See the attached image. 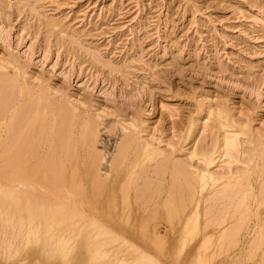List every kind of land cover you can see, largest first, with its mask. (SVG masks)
<instances>
[{
	"label": "rangeland",
	"instance_id": "1",
	"mask_svg": "<svg viewBox=\"0 0 264 264\" xmlns=\"http://www.w3.org/2000/svg\"><path fill=\"white\" fill-rule=\"evenodd\" d=\"M34 112L55 121L59 146L75 113L99 125L100 159L127 143L134 163L147 149L158 156L112 186L120 229L105 233L102 218L20 232L16 185L0 168V264H264V0H0L2 157L16 114ZM205 156L213 178L201 195ZM184 170L195 177L189 201L173 182ZM46 185L35 189L77 187ZM167 214L177 230L163 226Z\"/></svg>",
	"mask_w": 264,
	"mask_h": 264
},
{
	"label": "bare ground",
	"instance_id": "2",
	"mask_svg": "<svg viewBox=\"0 0 264 264\" xmlns=\"http://www.w3.org/2000/svg\"><path fill=\"white\" fill-rule=\"evenodd\" d=\"M19 117H20L19 114L18 115L16 114V116L14 117L13 124H14L15 131L13 135L14 137L13 147L11 150L9 149L11 151L10 154H6L5 151H4L5 154H3L4 155L3 157L0 154L1 156L0 168L2 170L1 172H2L3 182H9V183H12L13 185L14 184L16 185L15 189L12 187L13 190L10 193V196L12 197V203L15 208L14 223H15L16 228L20 229V232L21 230H86L88 227L92 225L95 226V224H97V218H102L103 223H100L99 225L100 227H98V230H102V232L105 233L104 230H109L108 228L109 226H111L112 230L120 229V228L114 227V225L118 222L116 214L117 215L121 214L120 205L118 203V195H117L116 190H110V189H112V186L114 184H119L121 180H125V178H127V175L130 172L135 174L136 173L135 169L138 166H141V164L144 162L143 160L156 159V157L158 156L156 151L147 149L148 151L143 153V155L139 157L140 158L138 159L139 163L138 162L134 163L132 162L130 158L132 144L127 143L121 149L119 148L120 150L118 151L117 156L112 153L110 154V156L104 157V159L102 160L92 150L93 145L95 144L98 137L100 136L99 125L97 123H94V122L91 123L90 121H89L90 123L86 121L79 122L80 119L77 120L78 116L75 113L72 114V121L71 123H69L70 126L65 136L60 138L61 141H63V143H66V144L64 145L62 143L59 146L57 144L58 142L57 138L54 135L55 134L54 133L55 121L47 120L46 118L41 119L40 114H37V112H34V114H32V116H29V118H26V120L23 119V121H20ZM2 120L4 121L5 119L3 118ZM56 120L58 122V119ZM78 122L80 126H78ZM4 126H5L4 122H0V143L2 140V134H3L2 132L5 131ZM36 126H39L38 129L40 130L43 129V131L41 132L38 131L37 133H35ZM147 146L149 147V145ZM138 147H139V144H138ZM138 149H141V148L139 147ZM225 154L226 153H224V155ZM100 156H103V155H101L100 153ZM203 158H205L203 163L206 166V170L200 171L198 175V179H196L200 183L199 192L201 195L207 190V187L209 186V181L211 182V179L213 178V174H210V171L208 168L210 167V165L213 164V162L208 156H205ZM106 162H110L109 166H106ZM52 164L57 165L56 168H52L53 167ZM164 165H166V162ZM132 167H133L132 169L133 172L130 171ZM156 172L153 171L154 174ZM181 172L182 171L180 172L175 171L173 173V180H174L173 182H175L176 184L178 183L182 184V188H183V185L186 187L187 190H185L184 196H185V200L189 201V199L192 196L191 192L194 191L192 185L195 180L193 178L195 177H192L189 174V172L186 173L185 170H184L185 174L184 172L183 173ZM130 177H132V175ZM224 177H226V175ZM49 183L51 184L64 183V185L67 183L70 187L74 185H76L77 187L75 186L76 188H74L73 190L68 189V187L66 188L67 190L66 189L64 190L62 187L48 188L46 190L47 191L46 195L43 194V190L39 189L38 191L35 189V187L37 186L40 188V186L46 185ZM67 184L65 186H67ZM128 184H130V182ZM170 185H172V182ZM180 187L177 188L178 191L180 190ZM190 188H192L191 189L192 191H190ZM34 189L36 190L35 192L36 194H34V191H35ZM41 191L43 194L41 195L42 198L38 197V195L40 194L39 192ZM179 192H182V191H179ZM166 193L168 194V192ZM170 193L171 191L169 192L168 198H170L171 200L173 193L171 194ZM4 194L5 192L3 193V199L6 200L8 197H10L7 193L5 194L6 196H4ZM180 194L183 195L182 193ZM216 194H215V197H216ZM195 195H196V192H195ZM69 196L70 197L73 196V197L69 198ZM231 197L233 196L231 195ZM219 198L221 200V197ZM173 201H174V198H173ZM111 203L113 205V208L111 207L109 208ZM216 203L218 202L216 201ZM180 204L181 202L179 203V205ZM183 204L184 203L182 202V205ZM228 204H229L228 206H230V203ZM239 206H241V204ZM130 209L131 210L133 209V211L135 210L133 206H128V210ZM179 212L182 215H184L185 218H187L185 225H184V230H187L188 224L191 222L190 220H191L193 211L189 206H186L184 209L183 208L179 209ZM171 216H172L171 214H167L166 216L167 219L165 218L166 222H163L162 224H164L163 226H165L168 230H177L178 227L176 226V223L174 222V220L176 221V219L174 218L173 220V217ZM146 230H149V229H146ZM152 230H159V229L157 228V226H155L152 228ZM101 235L103 236V234ZM38 241H39V238H38ZM107 254L103 255V257L106 256V258H108Z\"/></svg>",
	"mask_w": 264,
	"mask_h": 264
}]
</instances>
